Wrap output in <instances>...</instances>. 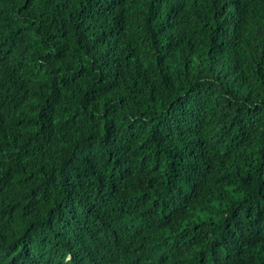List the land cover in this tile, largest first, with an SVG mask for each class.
<instances>
[{
	"label": "trees",
	"instance_id": "1",
	"mask_svg": "<svg viewBox=\"0 0 264 264\" xmlns=\"http://www.w3.org/2000/svg\"><path fill=\"white\" fill-rule=\"evenodd\" d=\"M0 264H264V0H0Z\"/></svg>",
	"mask_w": 264,
	"mask_h": 264
}]
</instances>
